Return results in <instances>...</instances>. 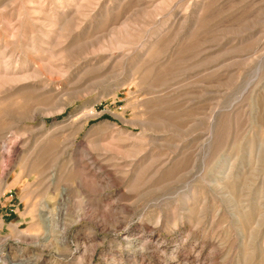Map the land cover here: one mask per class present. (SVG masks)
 Returning a JSON list of instances; mask_svg holds the SVG:
<instances>
[{"label": "rangeland", "instance_id": "1", "mask_svg": "<svg viewBox=\"0 0 264 264\" xmlns=\"http://www.w3.org/2000/svg\"><path fill=\"white\" fill-rule=\"evenodd\" d=\"M0 264H264V0H0Z\"/></svg>", "mask_w": 264, "mask_h": 264}]
</instances>
